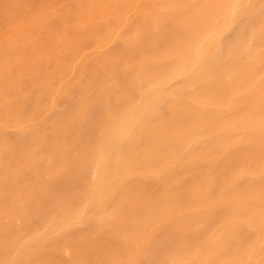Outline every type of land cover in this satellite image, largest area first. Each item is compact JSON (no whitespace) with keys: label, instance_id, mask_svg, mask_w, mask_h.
<instances>
[{"label":"bare ground","instance_id":"1","mask_svg":"<svg viewBox=\"0 0 264 264\" xmlns=\"http://www.w3.org/2000/svg\"><path fill=\"white\" fill-rule=\"evenodd\" d=\"M0 264H264V0H0Z\"/></svg>","mask_w":264,"mask_h":264}]
</instances>
